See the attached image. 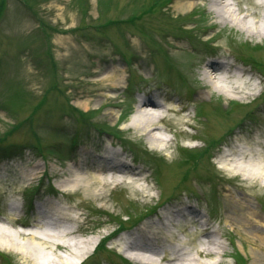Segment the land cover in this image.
<instances>
[{
  "label": "rangeland",
  "instance_id": "1",
  "mask_svg": "<svg viewBox=\"0 0 264 264\" xmlns=\"http://www.w3.org/2000/svg\"><path fill=\"white\" fill-rule=\"evenodd\" d=\"M2 1L0 137H5L0 146V216L11 222L9 217L27 219L32 195L51 191L58 199L51 203L76 217L69 222L77 229L75 238L94 237L92 248L113 229L114 216L125 218L129 209L150 207L161 195L165 202L159 214L177 208L186 214L174 220L178 225L169 227L177 240L188 245L203 231L205 220L224 244L222 264H234L232 256L237 252L243 264H264V246L258 243L264 239V169L252 180L234 167L264 164L253 154L264 152V35L215 17L206 0ZM228 1L236 16L241 15L237 6L253 9L258 17L246 19L264 24V0H239L238 5ZM138 15L142 16L133 18ZM214 59H226L244 70V81L235 76L220 78L229 94L215 91L201 79L205 63ZM147 90L160 93L164 102L184 106L179 112L169 111V121L159 122L167 148L153 147L127 126L135 96ZM87 122L123 140L117 142L115 135ZM15 125L20 128L15 130ZM222 133L221 142L209 151L211 158L189 172L188 181L178 183L184 173L183 165H178L181 151L203 149L204 142ZM187 134L198 139L184 140ZM34 138L43 146L42 158L32 147ZM239 148L253 153L239 157ZM84 153L117 154L133 173L142 174L135 179L138 187L127 178H95L90 172L97 162ZM74 167L85 186H68L66 178ZM157 167L160 183L154 178ZM21 170L31 171L34 177L23 180ZM110 172L125 176L117 169ZM17 194L26 199L25 207ZM12 205L19 206L15 212ZM20 207L25 214L18 212ZM146 222L149 227L160 225L154 216ZM16 240L22 244L25 239ZM106 244L130 263H139ZM98 250L90 249L87 258L85 254L79 260L109 264L107 251ZM0 252L4 255L0 264H34L27 253L1 248Z\"/></svg>",
  "mask_w": 264,
  "mask_h": 264
},
{
  "label": "bare ground",
  "instance_id": "2",
  "mask_svg": "<svg viewBox=\"0 0 264 264\" xmlns=\"http://www.w3.org/2000/svg\"><path fill=\"white\" fill-rule=\"evenodd\" d=\"M206 1L211 6L208 8L209 12L215 15V17L220 18V20L229 21L233 25H237L239 29L249 33L251 32L259 36L264 35V24L259 23L256 19L253 21L246 19L250 15L257 18L258 15L255 10H244L237 6L241 15L236 16L228 0ZM238 1L233 0L236 5H238ZM262 7L264 8V3H262ZM63 47L66 46L63 45ZM229 67L234 68V70H231ZM202 70L201 79L207 82L209 87L215 91L224 92L225 94H229V92L223 84L219 83L220 78L235 76V79L243 80L242 75L244 74V70L238 68L234 63L226 59L223 61L210 60L205 63ZM144 100L146 102L138 103L135 107L134 114L131 116L127 126L133 130H137L139 135L145 136L153 147L159 144L162 147H166L168 145V139L161 135L159 122L169 121L167 117L168 112L172 110L179 112L184 109V106H175L169 102L156 101L150 96L145 97ZM145 106L148 108L143 109ZM187 136L191 137L190 134H187ZM262 149L264 148L262 147ZM237 151L239 157L243 154L248 155L253 153L251 151L246 152L242 148L237 149ZM253 154H257V156H260L264 160V152ZM226 155L228 156L230 154ZM84 156L92 157V160L97 162L91 165L93 169L90 172L95 178L99 179L103 177L101 171L104 169H117L121 174H125V176L117 174L118 179L123 180L127 178V182L134 183L138 187L135 179H139L142 174L139 172L133 173L135 171H132L128 163L122 160L117 154H114L112 157H102L84 153ZM234 167L236 171L254 180L263 171L264 164L254 163L243 165L236 163ZM70 173L71 177L66 178L69 181V187L73 188L78 185L85 186L83 175L78 171V167L71 169ZM127 176H129V179ZM33 177L34 174L31 171L21 170V178L23 180H31ZM53 199L57 200L56 197ZM41 204L43 205V210L39 211L38 215L45 216L48 220L44 223L36 220L35 217L32 223H29V229L26 230L12 228L13 224L10 223L11 221L7 217L0 216V248L20 251L25 256L27 253L30 255V259L34 264H76L80 257L89 253L91 249L90 244L94 242V237L84 239L75 238L77 229L69 226V222L76 221V217L67 213L61 206L51 203L50 199L46 204ZM187 208L188 205L185 206V209ZM190 210L194 211L191 208ZM185 215L181 208H177L172 212L170 210L165 212L163 218L160 220V225L156 223L151 227H145L122 246V251L127 252L130 258L141 264H222L220 257L225 255L224 244L215 236V231L209 228L205 220L203 221V231L198 233V236L194 237L191 242H188V245L177 240L178 237L169 230L171 225H175L174 220H182ZM9 218L11 220L16 219L15 217ZM219 236L221 235L219 234ZM20 237L25 239L22 244L16 240ZM258 243L264 246V239H259ZM57 250L66 253L68 256L64 257L58 254L56 252Z\"/></svg>",
  "mask_w": 264,
  "mask_h": 264
},
{
  "label": "trees",
  "instance_id": "3",
  "mask_svg": "<svg viewBox=\"0 0 264 264\" xmlns=\"http://www.w3.org/2000/svg\"><path fill=\"white\" fill-rule=\"evenodd\" d=\"M3 1L1 0V3H2ZM1 5V4H0ZM83 116H84V118L86 117L84 114H82ZM0 140H1V138H0ZM198 156V153H195V152H191V154H189V157L191 158V159H193V158H195V157H197ZM242 258V257H241ZM240 258V263L239 264H243V260Z\"/></svg>",
  "mask_w": 264,
  "mask_h": 264
}]
</instances>
